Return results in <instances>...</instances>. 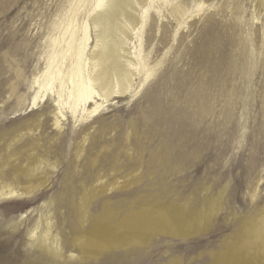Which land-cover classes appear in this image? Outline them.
Returning a JSON list of instances; mask_svg holds the SVG:
<instances>
[{
	"label": "rangeland",
	"instance_id": "1",
	"mask_svg": "<svg viewBox=\"0 0 264 264\" xmlns=\"http://www.w3.org/2000/svg\"><path fill=\"white\" fill-rule=\"evenodd\" d=\"M98 1L0 0V132L19 123L30 125L33 131L23 129L20 146L33 145L40 139L41 154L50 156L53 171V187L34 201L7 199L0 204V221L23 215L14 227L0 228V264H25L32 251L29 233L37 223L43 201L61 189L69 169L80 184L113 155L111 165L117 169L105 166L96 178L104 175L107 182L120 178L124 184L136 171L144 178L127 188L130 194L119 190L109 193L119 194L111 199L112 203H121L115 210L120 211L116 218L129 212L137 217H158L169 210L173 214L191 198L190 204L196 208L188 213V219L195 226L202 207L209 213L213 197L227 186L223 209L207 221L205 231L190 237L154 235L147 245H139L132 260L125 264H168L171 260H179L180 264H219L224 252L228 262L234 245L242 244L246 230L264 214V0H184L187 13L183 17L173 12L180 0L140 3L143 19L131 45L140 66L137 80L126 97L115 98L109 106L106 103L98 119L86 121L90 125L86 131L95 136L99 130L95 128L102 121L117 124L116 130L107 128L108 133L99 138L110 144L109 149L104 152L89 147L91 153L76 159L85 122L77 117L64 120L59 131L50 112L56 107L58 92L66 98L72 88L69 75L85 28L90 36L86 54L95 44L91 17ZM51 63L54 74L61 70L54 83L55 93L48 103L46 95L33 105L39 90L36 80L46 83ZM146 73L151 76L144 81ZM158 99L170 115L179 106H186L188 112L187 144L178 137L169 148L178 155V150L186 149L188 160L175 167L172 174H164V167L159 169L161 174L147 170L151 153L164 150L162 137L156 133L160 126L154 125V130L144 134L145 120ZM18 104L24 108L14 113ZM41 113H45L43 126L38 128L36 120ZM140 117L145 120H141L139 134L127 141L121 133ZM138 137L143 155L136 147ZM5 146V141L0 142V150ZM98 155L101 160L94 162ZM160 176L175 191L163 200L139 203L141 191L150 189V183ZM93 179L85 184H94ZM101 190L102 186L98 188ZM98 199H94L93 208L100 222L103 209ZM148 203L151 206L146 209ZM63 211L59 213L61 222ZM112 221L102 220L103 236L114 235ZM180 223L186 222L183 219ZM64 228L71 237L70 226ZM76 245L72 244L73 252H77ZM255 261L264 264V255L259 254ZM92 262L105 264L101 256Z\"/></svg>",
	"mask_w": 264,
	"mask_h": 264
},
{
	"label": "bare ground",
	"instance_id": "2",
	"mask_svg": "<svg viewBox=\"0 0 264 264\" xmlns=\"http://www.w3.org/2000/svg\"><path fill=\"white\" fill-rule=\"evenodd\" d=\"M143 1L99 0L91 17L95 44L91 46L87 54L86 49L90 36L88 28H85L69 75L72 88L66 98H62V93L58 92L56 107L50 112L53 114L54 126L59 131L63 128L64 120L77 117L78 120L81 119L82 123L85 122L81 129L83 135L76 146V159H82L84 155L91 153L88 150L89 147L104 150V152L109 149L110 144L99 138L108 133L107 128L116 130L117 124L102 121L103 124H99L100 127L95 128V131L99 129L98 135L95 136L93 132L86 131L90 127L86 121L90 118L98 119L97 115L110 105L108 102L118 97H126L137 80L140 66L136 59L138 56L131 51V45L133 36L142 23L143 16L141 17L139 14L138 5ZM173 12L179 17L186 15V2L178 1ZM52 63L46 71L48 76L46 83H39L36 80L39 90L33 98V105H36L37 100L43 99L46 95L45 103H48L51 94L55 93L54 83L61 70L58 69L54 74L51 69ZM146 74L144 81L151 76V73ZM41 91L43 93L40 95ZM160 103L161 100L154 102V108L148 114L147 120L140 117L136 122L133 121L129 124V130L121 134L126 136L127 141L131 137L135 138L139 134L141 120H145L144 134L146 135L155 129L154 125L160 126L159 130L156 129V133H160L162 137L161 143L164 150L151 153L152 160L147 170L150 171V174H155L157 171L159 172V169L161 170V167H164V174H172L175 167L188 160L189 155L186 149L178 150L179 155L172 150L169 151L174 138H184V143L187 144L188 112L186 106H179L174 108L170 115ZM23 108H21V104H18L14 113L22 111ZM44 114L41 113L36 120L38 128L43 126L42 117ZM24 128H27L29 132L33 131V128L24 122L16 124L11 130L4 129L0 132V142L5 141L6 144L0 150V204H3L7 199L21 198L29 199L28 202H31L53 187H51L53 171L50 156L45 157L41 154L43 144L40 139L33 145L20 146L25 135L22 132ZM16 132L19 133L15 134ZM6 135L7 138H5ZM92 139L95 140L92 142ZM136 142L139 144L136 147L141 151L139 137ZM25 148L27 150L24 152ZM90 156L88 155V157ZM98 160H101L99 155L94 159V162ZM113 161L114 155L113 158L110 157L102 161L101 167L94 174L95 178L94 175H91L80 184H78L73 170L69 169L61 189L43 201L37 223L29 233L28 240L32 251L26 256L25 264H93L92 261L100 256L104 257L105 264H125L132 260L131 256L136 248L141 244L147 245L154 235L160 233L186 237L198 235L206 230L207 221L216 217L223 209L222 200L227 186L213 197L209 213L204 210V206L202 207L198 224L195 226L193 221L188 219V213L193 212L196 208L194 204H190L191 198L183 203L180 211L177 210L173 214L169 210L165 215L160 213L158 217H137L129 212L116 218L117 212L120 211L115 212V210L121 206V203H112L111 199L119 194L109 193L119 190L130 194L132 191L127 188H130L132 184L139 183L144 178L139 171L134 172L128 179L129 182L124 184L120 178L111 182H107L104 175L96 178L105 169V166H108V170H116L117 167L111 165ZM166 161H171V164L169 165ZM138 167L134 169H138ZM159 174L161 173L159 172ZM91 179L95 181L94 184H85ZM164 179V176H160L154 183L151 182L150 189L146 188L141 191L143 193L138 196V202L147 203L150 199L160 201L175 191V189L166 186ZM96 182L97 186H95ZM101 186L102 190L98 191ZM154 186L156 187L152 188ZM95 198H99L103 209L100 222H98L99 215L94 212L95 208H93ZM21 201L23 202V200ZM150 206L151 203H148L146 209H149ZM62 209H64L63 214L65 215L63 222L59 220V213ZM22 218L23 215L17 218L9 216L0 221V228L14 227ZM105 218L113 219L111 231L114 232V235H102L100 226ZM183 219L186 222L184 225L180 223ZM63 224L65 227L70 226L71 237L65 233L66 229ZM74 242L77 244V252L72 250ZM234 248V254L229 257L228 262H226L227 253L224 252L219 264H257L256 257L259 254L264 255V214L258 217L257 221L246 230L242 244L234 245ZM115 249L125 251L117 252ZM68 252H70L69 255H67ZM168 264H180V261L171 260Z\"/></svg>",
	"mask_w": 264,
	"mask_h": 264
}]
</instances>
